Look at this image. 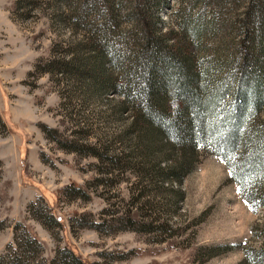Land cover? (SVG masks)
<instances>
[{"label": "rangeland", "instance_id": "rangeland-1", "mask_svg": "<svg viewBox=\"0 0 264 264\" xmlns=\"http://www.w3.org/2000/svg\"><path fill=\"white\" fill-rule=\"evenodd\" d=\"M31 1L0 0V256L50 264L67 248L83 264H238L244 251H264V181H244L242 194L225 165L201 151L182 183L163 184L168 190L155 198L140 176L111 164L128 152L119 136L129 119L97 113L106 101H117L115 95L86 105L70 99L72 87L59 75L33 73L37 62L44 67L61 59L62 41L74 33L50 20L56 0H37L43 4L30 9ZM164 1L159 27L170 35L177 32L179 1ZM255 1L211 0L205 15L216 30L202 40L208 59L235 65L245 31L252 41L255 26L264 25L263 11L248 14ZM251 123L264 128V109ZM43 127L56 131L62 144L48 140ZM67 187H78L82 196L61 194ZM49 214L59 229L41 224ZM130 215L137 230H94ZM20 233L36 241L38 253L33 244L16 247Z\"/></svg>", "mask_w": 264, "mask_h": 264}, {"label": "trees", "instance_id": "trees-1", "mask_svg": "<svg viewBox=\"0 0 264 264\" xmlns=\"http://www.w3.org/2000/svg\"><path fill=\"white\" fill-rule=\"evenodd\" d=\"M178 1L177 32L169 35L159 27L164 0H56L50 7V20L69 27L75 36L62 41L61 59L46 60L44 67L37 62L33 73L59 75L72 87L70 99L79 98L86 105L101 103L107 95L118 98L114 103L105 100V109L97 111L102 116L126 115L129 119L119 136L128 152L120 151L123 156L111 164L120 163L140 176L152 197H161L168 190L163 184L182 183L201 151L225 165L241 192L245 182L257 185L264 181V128H254L251 123L264 109V25L255 26L252 41L246 30L235 65L221 67L208 59L210 53L204 46L210 32L216 30L212 17L205 15L211 0ZM29 4L32 9L43 3L33 0ZM248 8L251 17L264 12V0H256ZM118 51L126 53L120 58ZM42 132L56 145L62 144L56 131L43 127ZM67 190L77 197L83 194L78 187L60 193ZM261 191L264 193V186ZM40 221L43 226L60 228L51 214ZM78 222L84 226L83 221ZM137 224L136 215H130L106 229L96 226L94 230L115 234L121 228L137 230ZM23 236L20 233L19 242L14 238L16 247L33 244V252L38 253L36 241L29 243ZM0 264L30 263L5 253ZM50 264L83 263L63 248L55 252ZM238 264H264V251L246 250Z\"/></svg>", "mask_w": 264, "mask_h": 264}, {"label": "snow or ice", "instance_id": "snow-or-ice-1", "mask_svg": "<svg viewBox=\"0 0 264 264\" xmlns=\"http://www.w3.org/2000/svg\"><path fill=\"white\" fill-rule=\"evenodd\" d=\"M239 191V190H238Z\"/></svg>", "mask_w": 264, "mask_h": 264}]
</instances>
